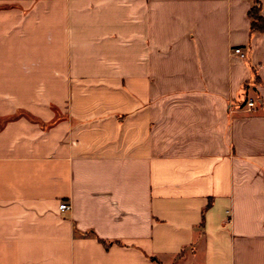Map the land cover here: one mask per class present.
<instances>
[{
  "label": "crops",
  "instance_id": "0c3cea01",
  "mask_svg": "<svg viewBox=\"0 0 264 264\" xmlns=\"http://www.w3.org/2000/svg\"><path fill=\"white\" fill-rule=\"evenodd\" d=\"M253 4L0 0V264H264Z\"/></svg>",
  "mask_w": 264,
  "mask_h": 264
},
{
  "label": "trees",
  "instance_id": "16d2710c",
  "mask_svg": "<svg viewBox=\"0 0 264 264\" xmlns=\"http://www.w3.org/2000/svg\"><path fill=\"white\" fill-rule=\"evenodd\" d=\"M250 18V29L252 33L264 32V17L261 14L260 0H254V4L248 12Z\"/></svg>",
  "mask_w": 264,
  "mask_h": 264
},
{
  "label": "built area",
  "instance_id": "2783aa9c",
  "mask_svg": "<svg viewBox=\"0 0 264 264\" xmlns=\"http://www.w3.org/2000/svg\"><path fill=\"white\" fill-rule=\"evenodd\" d=\"M235 52H237V53H241L242 50H241V48H236V49H235ZM247 103H248V106H249L250 108H253L254 105H255L254 101H252V100H251V101H248ZM59 208H60V210H62V211H66V210H68V209L70 208V204H69L68 202H62V203L60 204Z\"/></svg>",
  "mask_w": 264,
  "mask_h": 264
}]
</instances>
